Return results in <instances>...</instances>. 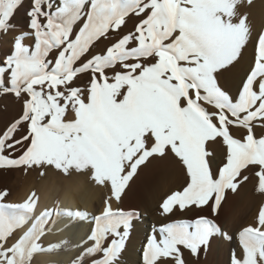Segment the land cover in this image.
I'll use <instances>...</instances> for the list:
<instances>
[{"label":"snow or ice","instance_id":"6c2138e0","mask_svg":"<svg viewBox=\"0 0 264 264\" xmlns=\"http://www.w3.org/2000/svg\"><path fill=\"white\" fill-rule=\"evenodd\" d=\"M246 2L32 0L29 30L13 38L11 54L0 60V92L23 101L19 118L0 133V168L87 172L110 187L70 264H122L138 212L111 201L119 204L151 157L171 152L188 177L163 200L161 214L196 207L208 215L154 227L142 264H191L185 254L198 257L213 236L231 240L214 217L226 193L249 179L245 173H254L264 193V134L256 132L264 129V32L253 34ZM22 6L23 0H0V33L15 30ZM133 16L134 29L120 34ZM249 43L253 56L232 95L220 77L240 63ZM234 128L244 133L238 138ZM209 142L226 146L218 168ZM6 196L0 191V264H32L37 254L64 250L67 241L45 243L56 220L89 215L55 207L37 214L35 193L22 203L3 202ZM238 241L231 264H264V207Z\"/></svg>","mask_w":264,"mask_h":264},{"label":"bare ground","instance_id":"6f19581e","mask_svg":"<svg viewBox=\"0 0 264 264\" xmlns=\"http://www.w3.org/2000/svg\"><path fill=\"white\" fill-rule=\"evenodd\" d=\"M31 4L32 0H23V6L16 14L18 21H21V23L26 22L29 24L27 10L31 7ZM243 11L249 18V24L253 29V34L256 32H264V0H251V4L246 2ZM0 47L4 52L8 53V55L11 54L12 47L6 43L5 37L1 39ZM252 56L253 45L249 43L243 50L240 63L235 67L229 68L220 77L221 85L225 90L229 91L230 94H236L244 73L249 67ZM2 108H4V112ZM22 110L23 101L16 96H9L6 100H0V133L6 130L13 121L19 118ZM233 132L239 138L244 133V130L234 128ZM256 132L257 135L264 134V131L259 130L258 127ZM206 149L214 154V168L222 166L225 161L226 146L221 142H209L206 145ZM171 158V163H166L165 166L160 167L158 171L155 172L151 179L135 187L128 198L121 199L119 204L117 202L112 204L114 208L117 206L124 207L125 209L133 208L138 212V217L133 223V228L122 256V264H142L143 247L145 242H147V237L151 234L152 229L156 225L158 226L161 223H168L177 219H194L197 215H208L206 209L196 207L184 211H180L177 207L174 214H169L165 216L164 219L156 215L161 201L172 192L182 190V188L186 186L188 180L185 167L180 164V161L174 154ZM37 168L38 167L35 166L32 167L31 170H26L24 168L23 172L20 171V173L15 175V177L6 184L7 188L5 187V182L3 180L0 181V191L7 192V196L4 199L6 203H22L30 194H36L35 190L34 192L31 191V186H35L37 179L35 177L36 182L34 183L31 177L37 172ZM47 169L49 170V168ZM3 170L4 168H0V178ZM5 170L7 169L5 168ZM39 171L41 172L42 170ZM57 171L50 170L53 178L52 185L54 186L57 184L54 188L56 193L58 190H63V188L64 191L60 193L61 196H59L60 198L57 200L54 197L55 191L52 190V186L50 190H46L45 185L48 187L49 183V181L46 180L47 184H43L44 190L40 195L37 194L38 204L36 213L38 214L46 208L52 209L55 207L65 211L80 210L87 212L89 215L85 220H72L63 215L56 220V223L52 226L51 232L48 233L49 241L47 242L67 241V244L64 245V250L37 254L36 258L41 261V264H70L77 255L79 241L81 238L85 237L93 227L91 218L96 215L95 213L97 211L93 204V200H98L103 194H110V187L108 186H102L96 182H94L92 186H87L85 181L87 172L80 173L73 170L70 172L71 174H69L70 177L68 176L69 179L66 180L64 177L66 174L64 175L63 172ZM40 172L38 175L41 174ZM64 180L66 184H64ZM43 181L44 180L41 182L43 183ZM42 183H40V185ZM257 184L258 178L255 175H251L247 181L240 185L235 193L230 196V191L226 193V198L222 203V207L218 215L214 218L221 229L226 230L232 239L228 240L222 237L225 239L223 240L219 234L213 236L210 239L208 247L206 249L202 248L198 257H191L188 256L187 253L185 254L190 262L194 264H231L233 250H235L237 254L241 251L238 233L248 225H255L258 212L261 207H264V193L257 190ZM37 189L38 188H36V190ZM55 196H57V194ZM103 208L104 206L101 207V211ZM247 215L248 219L245 220V216ZM235 226H237V228H235Z\"/></svg>","mask_w":264,"mask_h":264},{"label":"rangeland","instance_id":"374dc122","mask_svg":"<svg viewBox=\"0 0 264 264\" xmlns=\"http://www.w3.org/2000/svg\"><path fill=\"white\" fill-rule=\"evenodd\" d=\"M17 19V17H16V15L14 16V18H13V23L15 24V30H13V31H9L8 33H6V34H4V33H0V42H1V39H3L4 37L6 38V43L10 46V47H12L13 46V38L16 36V35H18L20 32H22V31H28L29 30V28H28V23H26V22H22L21 23V21H18V19ZM139 22V20H138V18H136V17H132V18H130L129 20H128V22L126 23V25L125 26H123L122 28H121V30H120V34H123V33H126V32H128V31H132L133 29H134V25L135 24H137ZM21 26V27H20ZM118 38V34L116 33V32H112V33H110V36H109V40H112V41H114L115 39H117ZM109 41L108 40H104V41H102V42H100L98 45H97V49H102V48H104L105 47V45L108 43ZM95 51V50H94ZM8 55V53H6V52H4V50L3 49H1V47H0V60H3L6 56ZM87 79H88V77L87 76H82L81 77V79L78 81V83L80 84V86H84V84H86L87 83ZM9 96L10 97H15L14 96V94H11V93H2V92H0V100L1 101H3V100H6V99H8L9 98ZM3 109V112H4V108H2ZM23 127L25 128H27V126L26 125H23ZM25 128V129H26ZM259 128V127H258ZM259 130H261V131H264V129H261V128H259ZM170 153V152H169ZM167 154L165 157H159V156H157V157H151V158H149V160L148 161H146L145 162V164H143V165H141L139 168H138V170H137V173H136V175H134V177L132 178V180L131 181H129V184H128V186L126 187V189H125V191H124V193H123V195H122V199H126V198H128L129 196H130V194L132 193V190L135 188V187H137L138 185H141V184H143L144 182H146V181H148L149 179H151L152 178V176L155 174V172H157L158 171V169L160 168V167H162V166H165L166 165V163L167 164H169V163H171V161H172V156H173V154L172 153H170V154ZM172 154V155H171ZM17 155H19V153H12V156L13 157H16ZM158 158V159H157ZM170 158V159H169ZM181 164V163H180ZM49 168V170L47 169V168H44V169H41V168H37L36 169V173H34V175H32V180L34 181V183L36 182L35 180L37 179V183H35V186L33 187V186H31V191H33L34 192V190L36 191V196H37V194L38 195H40L41 194V192L44 190L43 189V184L45 185V184H47V181L46 180H48L49 181V183H48V187L45 185V187H46V190L48 189V190H50V187L51 188H53L52 190H54L55 191V186L57 185H52L53 184V178H52V175H51V172H50V170L51 171H54V170H56V169H53V168H51V167H48ZM143 168V169H142ZM7 170H5V168H4V170H3V172H2V176H1V178H0V181H4L5 182V185L9 182V181H11L14 177H15V175H17L18 173H20V171L21 172H23V170H24V167H9V168H6ZM32 168H30L29 170H31ZM39 170H42L41 172L39 171ZM57 171V170H56ZM44 173L43 175L42 174H40V175H38V173ZM57 172H61V171H57ZM64 174V173H63ZM71 174V173H70ZM38 175V176H37ZM65 175V174H64ZM245 175H248V176H251V175H254V173L253 172H247V173H245ZM70 177V175L69 174H67V176L65 175L64 177H65V179L66 180H68L69 179V177ZM5 177H6V179H5ZM35 177H36V179H35ZM34 178V179H33ZM41 178H42V180H44L43 181V183L41 182L42 180H41ZM91 178L89 177V174L87 173V175H86V185L87 186H92L93 184H94V180H90ZM51 180V181H50ZM90 180V181H89ZM65 181V180H64ZM52 182V183H51ZM40 183H42L41 185H40ZM92 183V184H91ZM64 184H66V181L64 182ZM132 184V185H131ZM4 185V186H5ZM40 187H39V186ZM38 186V187H37ZM6 188H7V185L5 186ZM64 187V186H63ZM36 188H38L37 190H36ZM62 191H64V188H63V190H58V192L56 193V191H55V195L57 194V196H55L54 195V197L58 200L60 197L59 196H61L60 195V193H62ZM59 193V194H58ZM111 194V193H110ZM110 194H103V195H101V198H99L98 200L97 199H94L93 200V204L95 205V208H96V215L97 214H100V212H101V207L102 206H104V202H105V200L106 199H108L110 196ZM233 194V192H229V196L230 195H232ZM107 195V196H106ZM106 196V197H105ZM109 196V197H108ZM166 198V197H165ZM164 198V199H165ZM163 199V200H164ZM101 200V201H100ZM163 200L161 201V203L163 202ZM97 201H99V202H97ZM4 202H6V201H4ZM112 202V204H114V203H116V201L115 200H112L111 201ZM99 203V204H98ZM161 203L159 204V208H158V210L156 211L157 212V214L156 215H159L161 218H163L164 219V217L165 216H167V215H162L161 214V209H160V205H161ZM103 210V209H102ZM249 210V209H248ZM251 213V212H250ZM158 216V217H159ZM159 217V218H160ZM246 219H248V215L247 216H245V220ZM244 220V221H245ZM166 223V222H165ZM161 224H164V223H161ZM160 224V225H161ZM159 226V225H158ZM157 225L155 226V227H158ZM237 226H239V225H237ZM237 226H235V228H237ZM224 229H221V231L222 232H227L226 230H224ZM48 236V237H47ZM46 236V238H45V243L47 244L48 242L47 241H49L48 240V238H49V234ZM220 237H221V239H223V238H225L224 236H222V235H219ZM223 237V238H222ZM47 239V240H46ZM223 240H225V239H223ZM145 244H146V242H145ZM37 257V255L34 257V259H33V261H32V264H41L40 262V260L38 259V258H36ZM193 260V259H192ZM191 264H194L193 262H191Z\"/></svg>","mask_w":264,"mask_h":264}]
</instances>
